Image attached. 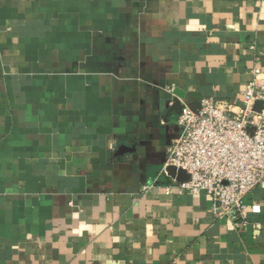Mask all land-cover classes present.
<instances>
[{"label":"crops","instance_id":"0c3cea01","mask_svg":"<svg viewBox=\"0 0 264 264\" xmlns=\"http://www.w3.org/2000/svg\"><path fill=\"white\" fill-rule=\"evenodd\" d=\"M264 0H0V264H264L243 218L159 183L175 91L242 104Z\"/></svg>","mask_w":264,"mask_h":264},{"label":"built area","instance_id":"2783aa9c","mask_svg":"<svg viewBox=\"0 0 264 264\" xmlns=\"http://www.w3.org/2000/svg\"><path fill=\"white\" fill-rule=\"evenodd\" d=\"M240 106L216 97L199 98L195 111L184 104L177 117V135L168 147L159 183L166 194H200L212 198L219 216L243 218L245 199L264 184V70L253 69V79L241 92ZM175 166L186 181L170 177Z\"/></svg>","mask_w":264,"mask_h":264},{"label":"water","instance_id":"95a60500","mask_svg":"<svg viewBox=\"0 0 264 264\" xmlns=\"http://www.w3.org/2000/svg\"><path fill=\"white\" fill-rule=\"evenodd\" d=\"M176 98L174 100V105L176 109H178V112H181L182 108L184 107V104L191 107L195 111L199 109V98H190L186 95V93L182 90L177 89L175 91ZM167 173L170 177L176 178L179 181H186L188 179V174L183 169H178L175 166H168L166 168Z\"/></svg>","mask_w":264,"mask_h":264}]
</instances>
